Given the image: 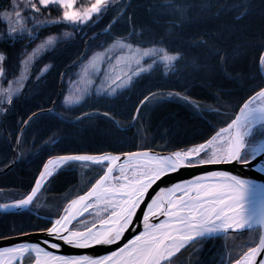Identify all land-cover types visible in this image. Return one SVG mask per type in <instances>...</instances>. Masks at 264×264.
<instances>
[{"label": "snow or ice", "instance_id": "6c2138e0", "mask_svg": "<svg viewBox=\"0 0 264 264\" xmlns=\"http://www.w3.org/2000/svg\"><path fill=\"white\" fill-rule=\"evenodd\" d=\"M136 9L148 14V19L140 25L135 19ZM109 12L112 17L101 32L85 33L89 46L103 35L104 43L95 44L102 50L91 55L84 52L70 65L69 71L79 66V83L94 86L96 95L117 96L134 88L142 74L150 70L162 66L167 73L175 74L177 66L190 53L167 45L172 38L182 39L185 30L192 26L203 27L191 39L190 48L202 49L206 57H215L218 63L227 64L230 57L221 41L227 39L226 32L230 33L239 19L249 15L250 0H134V4L123 5L119 0H90L87 6H81L78 0H24L22 7L17 0H12L11 11L0 13V18L8 24L0 39L13 43L27 40V43L15 65L0 51V116L7 120L14 101L27 93L29 82L34 80V86L39 88L49 71L48 65L36 71L33 68L39 57L56 49L60 37L49 34L41 39L42 30L71 25L85 32L99 26L101 18ZM225 15L232 17L228 26L214 27ZM161 25L165 31L157 34L155 28ZM117 26L127 27V34H114ZM72 35V32L63 33L65 38ZM37 40L40 42L32 47ZM145 44L151 46L145 47ZM192 64H199L198 57L192 58ZM259 64L264 66V54L259 57ZM9 76L13 79H8ZM88 95V87H76L63 96V103L81 105ZM169 97L191 103L188 96L179 92L170 93ZM153 101L162 102L156 92L142 94L131 119L140 118L141 109ZM193 107L198 109L199 105L193 104ZM51 112L52 109L40 108L18 121L20 135L11 137L16 149L32 124L42 114ZM100 115L114 124L119 123L109 111L83 112L75 120L82 123ZM49 142L57 143L52 137L45 144ZM233 163L258 173V178L245 179L230 171L206 170L192 179L160 187L154 196L148 195L157 181L181 169ZM77 165L98 166L103 174L94 183L89 180L91 186L84 194L69 200L64 214L50 221L51 226L43 231L51 239H44L42 244L24 242L0 247V264H24L26 258L30 264H175L178 255L189 248L196 245L203 248L209 241L245 231L249 233V242L238 256L229 255L226 264H264V198L258 206L255 200L258 191L264 192V182H261L264 181V86L244 102L226 127H221L205 142L187 148L167 154L140 150L118 155L112 152L50 155L38 170L30 191L11 204H0V210L28 209L50 179L61 170L75 171ZM100 205H103V215L98 211V219H77L83 215L80 207L86 211ZM137 224H142L139 234L121 245L125 233ZM22 235L28 233L22 230ZM62 245L76 249L112 245L116 248L102 255L58 254ZM219 264L225 261L222 259Z\"/></svg>", "mask_w": 264, "mask_h": 264}, {"label": "trees", "instance_id": "16d2710c", "mask_svg": "<svg viewBox=\"0 0 264 264\" xmlns=\"http://www.w3.org/2000/svg\"><path fill=\"white\" fill-rule=\"evenodd\" d=\"M2 1L4 5L8 3L7 0ZM130 2L134 4V0H125L124 4ZM55 15L53 12V17ZM111 17L112 13L109 12L101 18L99 26H92L91 29H85V32L74 29L71 25L54 26L40 32L41 38L49 34L60 36L65 31L72 32L73 35L60 40L55 50L38 58L33 71L49 66L40 87L34 86V80L30 81L27 93L14 101L8 119L0 116V204H10L28 193L42 163L50 155L72 152H112L118 155L138 150L168 153L205 142L221 127H226L244 102L264 86L259 64V57L264 54V2L250 0L249 15L239 19L233 30L226 32L227 39L221 41L230 57L227 64L218 63L215 57H206L202 49L190 48L191 39L203 27L192 26L185 30L182 39L172 38V42L167 45L190 53L177 66L175 74L167 73L161 66L142 74L130 91L113 97L90 95L81 105L63 107L61 101L66 78L76 69L74 67L69 71L70 65L79 60L84 52L91 55L100 50L95 44H103L105 40L101 35L99 41H94L89 46L85 33L91 35L101 32ZM135 19L140 25L148 19V14L136 9ZM231 21L232 17L222 16L214 27H227ZM127 31V27L117 26L114 34H127ZM137 31L139 32V27ZM164 31L163 25L155 28L157 34ZM147 38L149 37L146 36ZM26 43L27 40L17 43L1 40L0 51L10 57V63L15 65ZM193 57L199 59L197 66L192 64ZM261 68L264 71L263 66ZM65 72L67 75H63ZM149 91L156 92L162 102L153 101L142 108L141 117L133 121L131 117L135 114L134 108L138 106L142 94ZM176 92L188 96L191 103L169 97L170 93ZM50 101H55V104ZM193 104L199 105V108L193 107ZM40 108L52 109V112L42 114L32 124L22 137L19 149H16L11 137L20 135L18 121L26 118L32 111H40ZM104 111H109L119 123L114 124L102 115L93 120L85 119L82 123L75 120L83 112ZM133 123L135 127L131 126ZM50 137L56 139L55 145L50 142L45 144ZM11 164V168L4 171ZM88 169L85 179L80 176L78 165L75 166V171L61 170L50 179L28 209L0 213V237L20 235L22 230L30 233L50 227V221L60 214L52 211L75 199L77 195H82L91 186L88 181L94 183L103 173L97 166H90ZM81 183L86 184L82 190ZM247 234H229L228 240L231 242L226 248L229 250L232 246L239 245L242 249ZM225 242L224 237H219L214 242L209 241L191 257L190 264H219L221 254L225 251ZM179 256H185V253Z\"/></svg>", "mask_w": 264, "mask_h": 264}, {"label": "water", "instance_id": "95a60500", "mask_svg": "<svg viewBox=\"0 0 264 264\" xmlns=\"http://www.w3.org/2000/svg\"><path fill=\"white\" fill-rule=\"evenodd\" d=\"M260 71L264 77V73L262 71L261 65H260ZM238 112H239V109H238L236 114H238ZM234 118H235V116H234ZM138 151H140V150H138ZM152 151L157 152V153L167 154L166 152H160V151H155V150H152ZM11 166H12V164L7 166L4 171H7L8 169H10ZM206 170L230 171L232 174L240 175L242 178H245V179H256L259 176L258 173H254L250 170L243 169L239 164H235V163H233V164H221V165H210V166H206L205 168H185V169H181L180 171H178L176 173H172L167 177L162 178L160 181H157V183L153 185L152 189L149 190L148 195H149V197L154 196L156 194V192L159 191L160 187H170L173 183H177V182H180L182 180L192 179L196 175L204 174V172ZM261 182H264V181H261ZM258 197L264 198V192L258 191L255 194V198H258ZM144 207H145V205H141V208H144ZM91 208L92 207H89L85 211L83 209V207H80L79 210L83 212V215L78 216L77 219L78 220L81 219L86 213L89 212V210H91ZM22 210H25V209H22ZM17 211H21V210H18L15 208H10L6 212L0 210V213H10V212H17ZM63 214L64 213H62L61 215H63ZM137 215L140 216L141 213L138 212ZM76 222L77 221H73V224H75ZM141 230H142V224H137L136 227L132 228L129 232L125 233V238L120 242V244L122 245L124 242L127 241V239L133 238L135 235L139 234V231H141ZM44 239H51V238H48L46 236V233L44 231L30 232V233H28V235L20 234V235H16V236L7 237V238H2V239H0V247H10L16 243H24V242H33V243L40 242L42 244V241ZM115 248H116V245L95 246V247L89 248V249H76V248H72V247L67 246V245H62V247L58 251V254L102 255V254H107L111 250H115Z\"/></svg>", "mask_w": 264, "mask_h": 264}, {"label": "rangeland", "instance_id": "374dc122", "mask_svg": "<svg viewBox=\"0 0 264 264\" xmlns=\"http://www.w3.org/2000/svg\"><path fill=\"white\" fill-rule=\"evenodd\" d=\"M7 2L8 3H6V5H4L3 4V1L2 0H0V13H3V12H5V11H11V6H12V0H7ZM17 2L21 5V7H22V5H23V2H24V0H17ZM89 2H90V0H78V3L81 5V6H87L88 4H89ZM124 2H125V0H119V3L122 5V3L124 4ZM7 27H8V24H7V22L4 20V19H2V18H0V33H3V32H5L6 30H7ZM58 37H60V40H62V39H65V37H63V34L62 35H60V36H58ZM43 38H45V37H43ZM43 38H41V39H43ZM2 39H0V41H1ZM3 41V40H2ZM10 41V40H9ZM40 41L39 40H37V41H35V43L32 45V47H35V44H38ZM30 50V49H29ZM102 49H100V50H98V51H101ZM19 57V56H18ZM148 63H151V61L149 60L148 61ZM145 66H147V64L145 65ZM104 68H107L108 66L107 65H104L103 66ZM263 69H264V66H263ZM80 72V68H79V66H77L76 67V69L74 70V71H72L70 74H69V76L66 78V81H65V89H64V91H63V95H62V101H61V104L63 105V107H74V106H77V105H65L64 103H63V96L64 95H68V94H70V93H72L73 91H74V89L76 88V87H81V88H85V87H88L89 88V95L88 96H90V95H94V96H101V95H96L95 93H96V88L94 87V86H88V85H86V84H84V83H79L78 81H79V77H78V73ZM263 73H264V71H263ZM8 79H13V77L12 76H9L8 77ZM96 84L97 85H99L100 84V79L99 78H97L96 79ZM3 86L4 87H7V84L6 83H4L3 84ZM87 96V97H88ZM104 96V95H103ZM86 97V98H87ZM107 97H113V96H107ZM219 131V130H218ZM90 166H93V165H88V166H83V165H78V168H79V173H80V176L81 177H83V179H85V175H86V173L87 172H89V169H88V167H90ZM98 167V166H97ZM103 171V170H102ZM85 181V180H84ZM84 181H82V182H84ZM86 186V184L85 185H82V183H81V186H80V188H81V190H82V188H84ZM69 202V201H68ZM67 202V203H68ZM13 203V202H12ZM48 203V202H47ZM67 203H64V204H62L61 205V207L60 206H58L57 208H55V210L54 211H52V212H54L55 214H59L58 215V217L62 214V213H64L63 212V209L67 206ZM11 204V203H10ZM38 204V203H37ZM57 206V204L54 206V207H56ZM102 209H103V205H100L99 207H96V206H93L92 208H91V210H89V212L88 213H86L81 219H79V220H85V221H92V220H94V219H98V217H97V215H96V213L99 211L100 213H101V215H103V211H102ZM41 212H43V210H41ZM57 217V216H56ZM57 217V218H58ZM57 218H55V219H57ZM55 219H53L52 221H54ZM74 225H76L77 227H80V225L76 222ZM245 232H247V231H245ZM248 233V232H247ZM228 238H229V236H227V237H224V240L225 241H227V242H225V251L221 254V260L223 259L224 261H225V264H226V261H227V259H228V257H229V255H231L232 257H236V256H238V254L244 249V247L246 246V242H249V240H250V236H249V233L247 234V238H246V242H245V246L244 247H242V249H240L241 248V246L240 247H238V246H232V248H230L229 250L226 248L227 246V244L229 243V242H231L230 240H228ZM229 247H231V245H229ZM201 249V247H200V245H196L194 248H189L187 251H183L182 253H185V256H179L178 255V257L175 259V264H190V261H191V259L195 256V254L199 251ZM192 257V258H191ZM29 262V263H28ZM30 264V261L26 258L25 259V262H24V264Z\"/></svg>", "mask_w": 264, "mask_h": 264}, {"label": "bare ground", "instance_id": "6f19581e", "mask_svg": "<svg viewBox=\"0 0 264 264\" xmlns=\"http://www.w3.org/2000/svg\"><path fill=\"white\" fill-rule=\"evenodd\" d=\"M262 198H255V200H256V202H257V206H258V204H259V201L261 200Z\"/></svg>", "mask_w": 264, "mask_h": 264}]
</instances>
